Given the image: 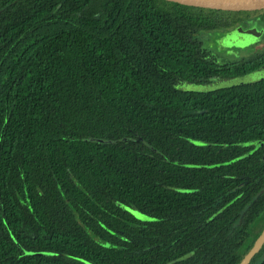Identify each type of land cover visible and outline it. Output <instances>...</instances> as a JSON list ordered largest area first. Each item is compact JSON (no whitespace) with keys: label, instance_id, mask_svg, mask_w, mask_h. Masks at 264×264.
<instances>
[{"label":"trees","instance_id":"obj_1","mask_svg":"<svg viewBox=\"0 0 264 264\" xmlns=\"http://www.w3.org/2000/svg\"><path fill=\"white\" fill-rule=\"evenodd\" d=\"M242 18L0 0V264L242 261L264 230V145L206 165L264 140V77L179 87L264 68V49L224 62L204 48Z\"/></svg>","mask_w":264,"mask_h":264},{"label":"water","instance_id":"obj_2","mask_svg":"<svg viewBox=\"0 0 264 264\" xmlns=\"http://www.w3.org/2000/svg\"><path fill=\"white\" fill-rule=\"evenodd\" d=\"M167 1L206 10V11L227 14V15L248 17V18H264V0H167ZM243 35H244V28L242 26H239L234 31H229L225 33L224 35H222L219 38L218 46L220 48H230L234 44L239 43L242 40ZM85 139L93 141V142H100V143L113 142L112 140L104 138V137H88ZM125 139H129V138H125ZM193 142L196 144H205V142L198 141V140H193ZM244 145L245 146L255 145V148L240 157L234 158L231 161H226V162L206 165V166L208 167L221 166L224 164L231 163L232 161L238 160L242 157H245L251 154L256 149L262 147L264 145V140L263 141L251 140V141L245 142ZM150 146L153 147L152 145ZM153 148L156 149L155 147ZM189 165L190 166H201V165H196V164H189ZM131 210L135 214L139 215V217L143 219L146 218L144 214L139 213L137 210L135 209H131ZM263 244H264V230L262 234L260 235V237L255 242L254 246L245 255V257L242 259V261L239 264H249L252 258L254 257V255L261 249ZM38 253L44 254V252H38ZM192 254L193 252H189L185 254L184 256H181L180 259L188 258Z\"/></svg>","mask_w":264,"mask_h":264},{"label":"rangeland","instance_id":"obj_3","mask_svg":"<svg viewBox=\"0 0 264 264\" xmlns=\"http://www.w3.org/2000/svg\"><path fill=\"white\" fill-rule=\"evenodd\" d=\"M206 36H209V35L204 34L202 36V38H204ZM220 37H221V34L218 35L217 33L212 32L210 37H208L203 43L204 48L211 52L212 57H215V56L218 57L219 56V59L221 61H224V62L232 61V60H236V59L240 58L241 57L240 53L242 51H246L247 47L243 46V47H241V50H237L235 53H233L231 49L227 50V52H226V50H225L226 48H220L218 46V41H219ZM256 40H261L260 42L264 43V22H262L261 26H257L255 28H252V30L249 32L248 41H247V42H250L249 45L253 44ZM251 48L252 47H250L249 49H251ZM263 77H264V68L257 70L255 72H252L250 74H247V75L240 77L236 80L221 81L219 83V86H225V85H228V84L236 82V81L251 82V81L259 80ZM179 87L186 88V89L187 88L188 89H213V86H202V85H197V84H187L185 82L179 84Z\"/></svg>","mask_w":264,"mask_h":264},{"label":"flooded vegetation","instance_id":"obj_4","mask_svg":"<svg viewBox=\"0 0 264 264\" xmlns=\"http://www.w3.org/2000/svg\"><path fill=\"white\" fill-rule=\"evenodd\" d=\"M262 22H264V18H248V17H246V18H242L241 20H239L238 23H237V27L242 26L244 28V35L242 37V40L239 43L234 44L232 47L226 48L225 49L226 52H227V50L231 49L232 52L235 53L237 50H241V47L246 46L247 47L246 51H242L241 53L239 52L240 56L242 58V57L246 56L248 53L264 49V43L260 42L261 40H256L253 44H250V45H249L250 42H247L248 41L249 32L252 30V28H255L257 26H261ZM235 29L228 30V31H226V33L229 32V31H234ZM250 47H252V48L249 49ZM232 61H235V60H232ZM236 79H238V78H224V77L223 78H219V77H216L212 81V86H213V88H216V87H219V83L221 81L236 80ZM237 83H241V82L236 81V82H233V83H230V84H237ZM230 84H228V85H230ZM202 86H204V85H202ZM214 208H215V204H212V205H210V207H208V205H207V207L204 210L206 211V210H209V209L211 210L212 209V212H213ZM214 215H215V213H212V217Z\"/></svg>","mask_w":264,"mask_h":264}]
</instances>
